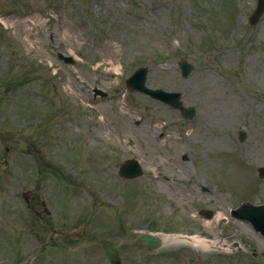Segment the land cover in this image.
Here are the masks:
<instances>
[{"label":"rangeland","instance_id":"1","mask_svg":"<svg viewBox=\"0 0 264 264\" xmlns=\"http://www.w3.org/2000/svg\"><path fill=\"white\" fill-rule=\"evenodd\" d=\"M256 3L0 0V19L5 24H0V174L4 177L0 178V262L14 254L23 256L28 264L73 262V258H60L63 255L54 250L31 256L21 251L20 243L27 238L38 244L54 238L81 251L66 254L79 256L73 264H87L84 260L90 257L95 264H109L98 244L104 235L92 230L96 224L118 230L119 219L126 213V222H122L127 236L137 226L157 224L229 240L242 250L230 256H208L183 248L164 260L150 259L140 249L126 247L123 264H264V238L230 216L244 196L226 190L221 197L219 184L210 178L207 168L214 150H219L226 161L234 162L230 176L244 179L240 183L244 194L256 204L264 203V180L252 179L254 168L264 165V19L256 27L247 25ZM58 53L75 57L76 64L66 65L57 58ZM181 59L195 65L188 79L181 78L177 66ZM141 66L150 68L149 87L181 92L186 105L196 106L197 119L192 125L151 98L126 91V78ZM21 76L22 80L17 79ZM96 86L110 97L95 100L92 90ZM48 106L56 112L49 113ZM43 111L40 125L25 131L5 125L12 121L28 124L33 121L26 119ZM159 120L167 123L164 132L173 134L167 146L158 139H140ZM188 128L196 132L195 137L186 136ZM241 129L247 136L244 143L239 142ZM130 137L135 138L133 150L125 145ZM26 145L46 160L38 169L24 162L15 173L9 169L10 156L25 150ZM48 155L71 161L70 166L85 171L86 178L103 180L112 190L89 188L77 180L56 190L55 177L51 184L46 182L47 175H58ZM133 156L149 173L130 186L152 194L146 199L145 192L140 213L129 209L131 204L121 203V190L117 189L118 185L127 188L119 168ZM29 158L36 164V156L30 153ZM226 161L215 162L219 177L228 172ZM36 170L40 175L45 172L44 177H34ZM154 172L165 175L167 181L156 182ZM184 174L190 180L182 184L179 180ZM48 186L53 188L51 195ZM68 186L81 196L75 205L77 198ZM26 192L30 199L36 195L34 205L39 202L30 215L23 210ZM41 192L59 208L62 204L68 207L61 196H69L77 219L89 205L98 208L86 210V219L90 214L96 217L95 225H84L85 219L64 223L59 213L46 214L49 208L41 203ZM201 210L225 213L227 220L219 224L216 215L208 220ZM34 215L41 219L38 228L32 221ZM24 247L34 250L33 244Z\"/></svg>","mask_w":264,"mask_h":264},{"label":"bare ground","instance_id":"2","mask_svg":"<svg viewBox=\"0 0 264 264\" xmlns=\"http://www.w3.org/2000/svg\"><path fill=\"white\" fill-rule=\"evenodd\" d=\"M222 214L218 215V219H221ZM181 241L178 240L176 241L173 238H166L165 239V243L167 244H178ZM183 242H185L186 244H190L192 245L195 249H199V250H204L205 252H210L213 250V248H225L227 246V243H222L221 241H208L206 239L203 238H199V237H193V238H188V239H184Z\"/></svg>","mask_w":264,"mask_h":264}]
</instances>
